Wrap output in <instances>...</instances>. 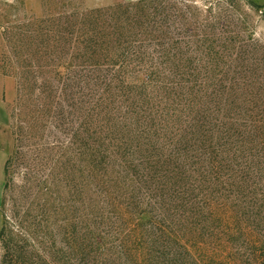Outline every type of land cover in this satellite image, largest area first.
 I'll return each mask as SVG.
<instances>
[{
    "label": "rangeland",
    "instance_id": "374dc122",
    "mask_svg": "<svg viewBox=\"0 0 264 264\" xmlns=\"http://www.w3.org/2000/svg\"><path fill=\"white\" fill-rule=\"evenodd\" d=\"M91 13L102 17L92 28L106 32V38H121L112 49L136 54L138 60L128 66L131 71L174 73L178 80H190L183 83L193 86L201 97L208 96L200 102L205 107L204 119L194 123L192 131L184 128L179 150L184 154L182 149L186 151L192 135L202 139L194 151L213 154L217 177L215 169L204 163V172L210 176L208 182L190 188L194 189L192 208L180 199L175 216L169 213L171 237L201 264H263L252 256L264 243L263 0H0L5 148L8 159L16 158L0 202V231L7 222L8 235L19 243L21 234L16 228L24 224L41 246L55 250L53 256L61 249L68 251L70 259L56 260L58 264H92L91 223L105 225L109 243L115 240V223L123 224L122 237L136 236L127 235V229L139 216L119 219L107 204L102 212L101 206L92 212V200L100 198L90 192L88 127L77 119L79 109L75 112L68 100L64 117L60 113L52 119L40 112L45 109V81L55 83L59 91L65 88L51 77L61 64L58 56H63L71 72L97 71L74 67L70 60L76 38L84 36L82 19ZM58 39L64 40L63 52L55 47ZM107 67L119 70V66ZM84 88L80 101L86 95ZM26 114L29 121L23 117ZM36 122H48L47 129ZM33 123L39 126V139L26 137L33 132ZM54 142L61 149L50 153L46 145ZM40 147L42 156L36 151ZM17 149L22 156L17 157ZM231 156L236 161L233 166L228 161ZM150 204L153 208L141 207L148 219L141 241L163 253L169 245L161 235V230L167 232L161 226V204L157 198ZM149 220L159 225L157 230ZM5 244L0 243V264L6 259Z\"/></svg>",
    "mask_w": 264,
    "mask_h": 264
},
{
    "label": "trees",
    "instance_id": "16d2710c",
    "mask_svg": "<svg viewBox=\"0 0 264 264\" xmlns=\"http://www.w3.org/2000/svg\"><path fill=\"white\" fill-rule=\"evenodd\" d=\"M91 14L82 19L84 36L76 38L77 42L73 45L75 53L70 56V60L73 61L71 64L73 63L74 67H91L97 71H89L86 75L78 70L71 72L72 69L67 68L63 56H58L60 68L58 69V66L51 77L65 88L59 91L55 83L45 81V109L40 112L52 119L60 113L64 117L65 107L70 106L68 100L72 101L75 112L79 109L77 113L82 117L78 115L77 119L84 120L88 127L90 192L92 196L100 198L99 201L92 200V212L99 206L102 212L105 209L103 205L107 204L119 214H115L119 219L126 216L132 220L134 215L139 216L133 218L134 224L129 223L127 229V235L131 232V235H136L134 238L130 235L122 237L120 229L123 224L115 223V240L111 243L103 232L105 225L91 223L93 228L90 229L89 255L92 264H201L191 256L187 248L171 237L174 234L170 232L168 216L169 213L175 216L180 199L192 208L191 193L195 189V183H206L210 176L208 171L204 172V163H209L210 167L215 169L213 174L217 177V166L211 156L213 154H207L204 150L205 154L194 151V147L201 145L202 139L197 140L192 135L187 142L184 140V154L179 150L184 128H190L192 131L194 123L204 119L205 107H202L201 103L208 96L201 97L193 86L185 84L190 80H178L174 73L160 74L156 70L131 71L128 66L138 60L135 58L136 54H118V48L112 49L114 45L119 44L121 38H106V32L92 28L93 23L101 22L102 17ZM63 42L62 39L55 41V47L61 52L64 51ZM123 42L125 43L126 39ZM135 48L137 47H130V50ZM140 48L144 49L143 46ZM140 60L143 61L141 58ZM105 66H119V70L112 67L106 69ZM83 88L86 95L80 101ZM23 117L26 120L30 118L28 114ZM70 123L73 122H67L62 128H67ZM39 124L47 129L48 122ZM34 125L35 123L31 125L33 132L26 135L29 139L40 138L39 126ZM194 128L200 131L199 127ZM24 129L20 127V130ZM23 131L21 132L24 133ZM55 143L46 145V150L54 153L61 149ZM36 151L42 156L41 147ZM16 154L17 157L23 155L18 149ZM13 159L9 158L7 161L6 177ZM231 160H234L232 156L228 161L233 166L236 161ZM229 168L232 169L231 166ZM5 187L7 188L8 184ZM45 190L50 191L49 188ZM154 198L161 204V226L164 225L167 229V232L161 230V235H164L162 237H166V245H169L163 253L155 250L156 247H145L147 245L141 241L146 233L144 223L148 220L144 218L141 207L151 206ZM92 219L97 221L94 217ZM147 223L154 226L155 230L159 227L152 220ZM6 224L7 222L0 231V243H6V259L3 264H58L56 260L64 262L70 259L68 251L62 249L57 256H53L55 250L47 251L46 246H41L22 223L16 228L21 234L19 245L15 238L8 235ZM7 237L10 239L7 240ZM252 256L257 261L263 260L264 264V243L263 249L256 251Z\"/></svg>",
    "mask_w": 264,
    "mask_h": 264
},
{
    "label": "crops",
    "instance_id": "0c3cea01",
    "mask_svg": "<svg viewBox=\"0 0 264 264\" xmlns=\"http://www.w3.org/2000/svg\"><path fill=\"white\" fill-rule=\"evenodd\" d=\"M264 1V0H263ZM5 89H6V80L1 72L0 66V202L3 199L5 182H6V165L8 160V149L5 148V125H6V100H5ZM1 215H0V228H1Z\"/></svg>",
    "mask_w": 264,
    "mask_h": 264
}]
</instances>
